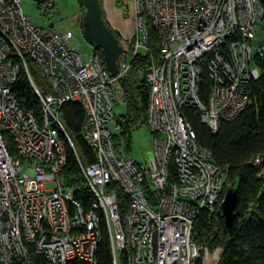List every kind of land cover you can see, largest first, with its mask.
<instances>
[{
  "label": "built area",
  "instance_id": "1",
  "mask_svg": "<svg viewBox=\"0 0 264 264\" xmlns=\"http://www.w3.org/2000/svg\"><path fill=\"white\" fill-rule=\"evenodd\" d=\"M22 1L0 0V264H37V257L46 264L73 259L97 264L104 233L113 264H218L223 248L201 253L191 237L200 213L222 204L226 173L197 144L184 108H195L216 133L221 122L249 105L264 60V37H258L264 28L262 1L122 0L123 12L134 21L128 39L133 48L128 58L121 56L115 77L95 46L86 59L70 42L71 32L33 23ZM55 6V0H38L44 16ZM138 53L151 62L146 119L153 144L144 163L117 147L119 125L115 131L109 127L116 118L115 85L120 87ZM28 61L49 93L39 90ZM22 68L40 103L39 115L12 92ZM68 102L82 104L86 112L82 134L96 156L88 166L60 116ZM68 146L93 194L89 207L66 184ZM263 161L264 156L253 163Z\"/></svg>",
  "mask_w": 264,
  "mask_h": 264
},
{
  "label": "trees",
  "instance_id": "2",
  "mask_svg": "<svg viewBox=\"0 0 264 264\" xmlns=\"http://www.w3.org/2000/svg\"><path fill=\"white\" fill-rule=\"evenodd\" d=\"M264 5V0H261ZM83 13L85 8L79 0ZM103 7V0H100ZM108 27L112 28L105 18ZM82 26V21H81ZM150 46L157 51V36L149 27ZM114 34L123 45L124 41L118 31ZM125 43V57L131 55L132 43ZM103 59L101 48L97 47ZM122 57H120L118 63ZM261 77L251 84V99L249 105L233 120L223 121L219 130L214 133L201 121L197 110L185 107L184 114L190 121L197 144L207 148L215 164L225 170L226 180L222 192L225 196L229 188H236L238 194L237 208L233 226L229 228L222 211L221 202L213 207L205 208L194 223L192 242L203 253L221 247L223 254L218 264H264V161L260 166L253 162L257 157L264 156V60L259 62ZM29 70L42 94L51 90L45 80L39 75L33 64L28 61ZM132 68L121 80L120 92L116 104L125 103V113L117 120L120 129L114 134L117 147L123 146L124 152L131 153L132 130L147 125V105L149 102V86L146 80L151 62L146 54L138 53L132 60ZM208 79L201 85V93L207 96ZM12 92L26 110L41 113V106L32 88L26 71L22 68L19 77L12 87ZM60 116L75 145L83 165H90L96 159L92 146L84 139L82 126L86 112L82 104L64 103ZM124 141V144H121ZM67 186L74 190L76 200L89 207L94 198L85 180L80 174L75 154L68 146V160L65 167ZM177 180L176 171H172L170 182ZM97 264H113L110 239L106 233L98 245ZM37 264H46L42 257H37ZM69 264H87L84 260L73 259ZM195 264H200L196 261Z\"/></svg>",
  "mask_w": 264,
  "mask_h": 264
},
{
  "label": "rangeland",
  "instance_id": "3",
  "mask_svg": "<svg viewBox=\"0 0 264 264\" xmlns=\"http://www.w3.org/2000/svg\"><path fill=\"white\" fill-rule=\"evenodd\" d=\"M56 6L53 13H46L42 15L40 8L38 7V0H23L21 6L26 15L29 16L30 20L42 26H53L59 33L66 34L72 33L70 42L77 50L85 56L86 59L90 58L93 52V46L84 37L81 21L83 18V9L79 3V0H55ZM122 0L116 1V5L119 9ZM127 17H132V14H125ZM258 37H264V28H259ZM130 39V38H129ZM127 41V40H126ZM125 48L128 45L123 42ZM257 40L255 41V44ZM115 92L119 95L120 87L118 84L115 85ZM125 103L120 102L114 106V113L116 115L115 120L109 125L112 131H115L117 120L121 115L125 113ZM132 143H131V155L139 162H146L148 156L152 150L153 134L147 125L138 127L132 130ZM54 184H45L44 188L51 189Z\"/></svg>",
  "mask_w": 264,
  "mask_h": 264
},
{
  "label": "water",
  "instance_id": "4",
  "mask_svg": "<svg viewBox=\"0 0 264 264\" xmlns=\"http://www.w3.org/2000/svg\"><path fill=\"white\" fill-rule=\"evenodd\" d=\"M85 8L82 18V31L86 40L103 53V61L106 69L112 77L117 76L118 61L125 53L123 45L108 27L103 18V7L100 0H80ZM264 26V23H263ZM238 194L236 188H229L222 202V211L226 225L231 228L235 220Z\"/></svg>",
  "mask_w": 264,
  "mask_h": 264
},
{
  "label": "crops",
  "instance_id": "5",
  "mask_svg": "<svg viewBox=\"0 0 264 264\" xmlns=\"http://www.w3.org/2000/svg\"><path fill=\"white\" fill-rule=\"evenodd\" d=\"M116 1L118 0H103V10L112 29L118 31L121 39L126 41L133 34L134 21L131 17H127L122 9L118 8Z\"/></svg>",
  "mask_w": 264,
  "mask_h": 264
}]
</instances>
